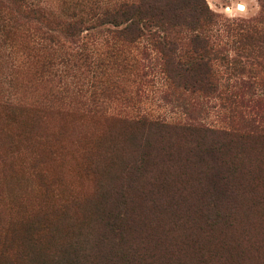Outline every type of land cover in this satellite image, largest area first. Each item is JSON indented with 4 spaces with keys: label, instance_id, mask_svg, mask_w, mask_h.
<instances>
[{
    "label": "rangeland",
    "instance_id": "1",
    "mask_svg": "<svg viewBox=\"0 0 264 264\" xmlns=\"http://www.w3.org/2000/svg\"><path fill=\"white\" fill-rule=\"evenodd\" d=\"M105 1L29 0L51 14L54 38L46 43L40 39L45 24L0 0V264H31L25 244L13 240L25 231L28 242L42 249L36 264H198L207 246L217 248L226 237L247 247L239 258L232 255L236 260L227 258V264H264V234L255 228L263 222L254 208L240 206L252 183L245 180L254 167L248 154L235 172L226 165L222 170L228 191L214 189L207 174L183 161L196 142L177 136L143 142L132 121L254 136L249 124L256 121L252 108L259 110L256 101L264 97V68L256 59L258 51L234 42L240 25L263 13L261 1L206 0L219 17L211 35L215 50H223V60L216 64L221 98L171 88L162 57L147 38L132 45L114 38L107 31L111 26H64ZM24 15L33 25L25 19L11 30L7 21H24L18 17ZM31 28L40 29L35 50L25 38ZM245 141L237 138L214 147L216 156L201 157L202 170L216 159L224 166L225 154L247 152ZM208 145L214 144L206 140ZM261 165L264 171V160ZM254 177L262 178L257 194L252 193L258 211L264 210V173ZM118 191L127 194L120 203L113 199ZM102 201L121 211L131 212L138 202L151 208L147 220L139 218L149 228L135 233L133 223L139 221L132 217L122 238L115 234L98 243L92 216L82 212H92ZM249 248H260V253Z\"/></svg>",
    "mask_w": 264,
    "mask_h": 264
},
{
    "label": "trees",
    "instance_id": "2",
    "mask_svg": "<svg viewBox=\"0 0 264 264\" xmlns=\"http://www.w3.org/2000/svg\"><path fill=\"white\" fill-rule=\"evenodd\" d=\"M4 1L28 13V16L37 21L38 24H45L47 26L45 29L41 28L42 35H40V39L43 40V42L48 43L50 42L49 40L54 38L51 33L52 30L49 28L51 23L48 16L50 17L51 14L47 13L44 8L33 6V3L29 2V0ZM260 1L264 8V0ZM1 4L5 5L4 2H1ZM97 5L96 10L92 8L88 12H81V15H74L69 22L64 23V26H68V28H76L84 24H89L91 26L96 25L97 27L111 26L114 29H108L107 31H110L114 35V38L122 39L127 42V44L132 45L147 38L162 57L164 73L171 88L180 89V91L189 92L193 95H203V97L206 98H221V80L218 76L216 64L220 60H223L221 56L223 50H215L214 40L211 35L215 28L219 26V17L210 10L206 0H108L102 4L98 3ZM18 17L24 19V21L19 20L18 22L16 19L6 20L11 25V30H17V26H19L20 23H24L25 19H28V22H26L28 26L33 25V22L25 15ZM39 32L40 29L31 28L27 30L25 38H28L30 43L28 48L32 50L37 49L36 46L39 45L37 34H39ZM236 37H238V39L234 43H239L243 48H250L252 51L253 49L258 51L259 56H256V59H258L260 65H262L260 68H264V55L261 54V50H264V10L259 18L246 22L244 25H240ZM250 55L252 56L253 54ZM98 62L100 61H93V64ZM228 99L230 100L231 97ZM234 100L237 99L235 98ZM240 101L244 103V97H241ZM256 104L260 106L259 110L252 108L257 111V115L254 116V120L256 121L249 124V126L252 127L249 130L254 136L245 134L237 135L238 132H229L225 129H204L199 126L167 125L158 121L152 122L144 118L134 119L132 121L134 125L138 127L136 130L140 131L143 142H149V139L152 138H159L162 141L170 140L173 136H177L181 141L188 140L196 142L194 147L184 154L183 161L187 167L189 164H193L197 172L201 171V173L207 174V184L213 183L214 189L220 190L223 186L227 190L225 179L226 172H224L225 174L221 177L222 170L225 169L226 165V169L230 168L232 170L230 172H235L236 167L239 166L237 165L238 161L242 158V160L246 162L245 154H248L247 162L250 163V166L254 167H249V170L252 172L247 175L245 180L252 183L249 185V188L246 189V193L242 195L240 206H245L247 208L252 207L255 209V212L259 213L260 217L258 222L262 221L263 225L255 224V228L260 233L264 234V210L261 209L258 211V208L261 207L256 202L253 194H257V188L262 180V178L255 180L254 176L264 173L261 165L262 160H264V153L261 155L260 152L261 149H264V144H262L264 143V97L258 98ZM237 138L248 140L245 141V144H249L242 148L243 150L245 148L247 152L233 151L229 156L225 154L224 159H227L229 163L226 162L224 166L220 168L218 164L220 161L216 159L214 165L206 166L205 169L202 170L204 159L201 157L208 156L209 154H214L216 156V149H214V147L227 145V142L234 141ZM206 140L214 145L206 146ZM243 143L244 141L242 144ZM167 157L169 159L172 158L171 156ZM197 157H199L197 164L192 163L193 159ZM146 158V155H143L141 162L144 163ZM210 176L215 177V180L213 181ZM218 183L220 184L219 188H217ZM222 189L223 188H221V190ZM126 195V192L118 191L116 195L113 196V199L120 203L122 198L126 197ZM144 207L145 206H142V204L138 202L134 210L128 212L127 210L121 211L119 208H108L105 205V201H102L92 212H86L84 210L82 216H92V223L95 224L94 230L92 231L94 234H98L95 240L98 243H107L105 237H110V241L111 237L115 234H117V239H119V236L121 238L123 237L125 230L132 225V217L134 220L137 218L139 221V224L133 223L134 232L136 233L137 231L143 234V228H149V224H145L140 221L139 218L141 217L147 220L146 212L151 211V208L147 207L145 209ZM154 215L157 217L158 214L155 213ZM86 226H89L88 223ZM16 234L17 235L13 236V240L18 241V243L20 242V244H25V247H23V249H25L24 255H27V259L30 263H40L37 256L42 252V249L38 250L36 244L28 242V234L26 231L24 233L17 232ZM209 239L210 238H208V240ZM213 241L215 240L212 239V242ZM234 241L235 244L226 237L221 241L222 244H217V248L207 246L205 249L207 255L200 256L198 264H211V262L221 264L218 262L225 261L223 259H226L225 262L227 264V258L231 261L236 260L244 251L247 252V247L238 244L236 239H234ZM108 245L109 244H106L103 248L105 249ZM214 249L217 251H214ZM219 250L224 253V257L219 255ZM259 250L260 248L256 251L251 250V252L257 255V253H260ZM233 254H236L237 257L232 256ZM126 258V254L121 256V259ZM6 261H8L7 264H13L9 260ZM128 262L129 260H125L123 264H128ZM23 263L22 261L20 264ZM113 263L114 262H112V264ZM192 264H194V261ZM252 264L256 263L252 262Z\"/></svg>",
    "mask_w": 264,
    "mask_h": 264
}]
</instances>
